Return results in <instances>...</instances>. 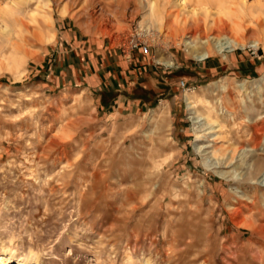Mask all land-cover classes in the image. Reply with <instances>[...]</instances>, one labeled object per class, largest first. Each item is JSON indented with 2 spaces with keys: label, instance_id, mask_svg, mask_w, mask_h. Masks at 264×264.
I'll return each mask as SVG.
<instances>
[{
  "label": "rangeland",
  "instance_id": "374dc122",
  "mask_svg": "<svg viewBox=\"0 0 264 264\" xmlns=\"http://www.w3.org/2000/svg\"><path fill=\"white\" fill-rule=\"evenodd\" d=\"M238 2L0 0L7 264H264V0ZM132 41L150 69L116 79Z\"/></svg>",
  "mask_w": 264,
  "mask_h": 264
},
{
  "label": "crops",
  "instance_id": "0c3cea01",
  "mask_svg": "<svg viewBox=\"0 0 264 264\" xmlns=\"http://www.w3.org/2000/svg\"><path fill=\"white\" fill-rule=\"evenodd\" d=\"M74 47V46H72ZM112 47V45H111ZM72 50V49H71ZM64 52V51H63ZM62 52V53H63ZM76 54V56H79L80 59L83 58V56L86 59V68H85V73H87V75H90V77L92 79H94V81H92V85L93 87H99L100 90H102L104 85H100V83L96 82L95 83V79H99V77H101L103 74V71L101 70V66L98 69L94 66V53H89V52H82L80 53L79 51L74 52L71 51V56H69L68 58L71 59V57ZM65 55V54H64ZM61 55V61L58 62L61 66H63V64L65 63V61H68V58H66L67 56ZM109 57L107 58L108 62L110 63L111 59L114 61L113 65H115V70H118V67L122 68V72L120 74H114V77L116 79H119L120 76H122V73L127 77H130V81L135 82L138 79V75L141 73L142 69L145 70H149L151 63L148 61V55H146L144 52H142V50L140 48L138 49H127L126 47H121V46H117V49H109ZM112 57V58H111ZM69 59V66H73V59L70 60ZM62 60H65L64 62H62ZM91 60V61H90ZM92 64V65H91ZM117 65V66H116ZM99 66V65H97ZM90 73V74H89ZM89 77V76H87ZM89 77V78H90ZM86 82H88V78H86ZM100 92V91H99ZM98 93V92H97ZM100 94H105L104 92H100Z\"/></svg>",
  "mask_w": 264,
  "mask_h": 264
},
{
  "label": "bare ground",
  "instance_id": "6f19581e",
  "mask_svg": "<svg viewBox=\"0 0 264 264\" xmlns=\"http://www.w3.org/2000/svg\"><path fill=\"white\" fill-rule=\"evenodd\" d=\"M196 1H199L201 2L202 4L204 5H213V6H218V7H223V3H225V1L228 2V8H233V7H236V8H239L241 9L242 11L245 9L248 8V6L244 3H239L238 0H196ZM15 2V1H14ZM196 3V2H195ZM7 5V4H6ZM246 5V6H245ZM156 7V5H155ZM207 6H205L206 8ZM207 9V8H206ZM258 9V7H257ZM262 9V7H261ZM261 9H258L259 11H261ZM154 10V9H153ZM232 10V9H231ZM253 10V9H252ZM264 10V9H263ZM247 11V10H246ZM248 12V11H247ZM253 12V11H251ZM263 12V11H262ZM261 13V12H259ZM209 14V12H208ZM234 23V22H233ZM227 26H230V29L233 31V33H235L236 35H242V32L243 30L245 29V25L243 22L241 23H235V24H230V25H227ZM205 42H208L207 40ZM214 43L216 45V48L219 50V51H224V50H229V49H232L234 46H243V43L239 40V38H236V37H227V38H216L214 39ZM188 45L191 46L192 50H194L195 46H194V43L192 41H188ZM189 46V47H190ZM196 49V48H195ZM197 58L203 60L205 59L206 57L209 56V53L206 52V53H195ZM168 65H172L173 63L172 62H167ZM191 99V98H190ZM195 102L193 101H189V107L191 110H193V114L195 115L197 113L196 111V105L194 104ZM214 109V108H213ZM211 110V109H210ZM210 110H206V112L200 114V115H196V116H193V119H195L197 123H201L203 120H205L203 123H201V126H206V125H212V129H216L219 124L217 121H213L212 118H211V111ZM214 112V111H213ZM200 128V127H199ZM203 128V127H202ZM211 132V131H210ZM216 137V136H215ZM201 140V139H200ZM207 148V146L205 145H200V144H196L195 145V149L198 151V152H204L205 149ZM208 157H205V163L208 165V166H211V165H214V164H210L208 163ZM264 163V162H262ZM218 164V163H217ZM258 166V164H257ZM257 168V167H256ZM257 169H261V167L257 168ZM0 264H7V261L5 259V257H3L1 254H0Z\"/></svg>",
  "mask_w": 264,
  "mask_h": 264
},
{
  "label": "built area",
  "instance_id": "2783aa9c",
  "mask_svg": "<svg viewBox=\"0 0 264 264\" xmlns=\"http://www.w3.org/2000/svg\"><path fill=\"white\" fill-rule=\"evenodd\" d=\"M130 46H131L130 49L140 48L145 53L148 52V50H149V46L147 44H143V43H140L138 41H132ZM183 85H184V83H183Z\"/></svg>",
  "mask_w": 264,
  "mask_h": 264
}]
</instances>
